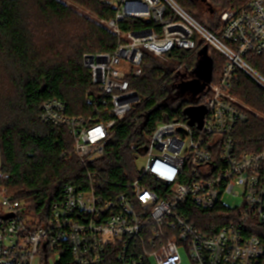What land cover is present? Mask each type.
Instances as JSON below:
<instances>
[{
    "label": "built area",
    "instance_id": "1",
    "mask_svg": "<svg viewBox=\"0 0 264 264\" xmlns=\"http://www.w3.org/2000/svg\"><path fill=\"white\" fill-rule=\"evenodd\" d=\"M9 1V0H4ZM116 16L105 25L119 39L109 53L84 54L99 92L95 115H69L59 100L45 102L42 123L68 130L74 154L83 166L102 158L116 126L129 120L143 129L136 114L144 99L131 88V78L144 73L146 53L171 65L170 54L197 51V37L225 59L220 79L209 84L203 125L185 121L159 123L147 143L133 145L141 169L117 193L102 187L104 179L88 170L85 182L66 183L45 225L27 214L26 201L0 186V264H56L68 243L75 264H104L110 252L118 264H262L264 259V147L240 153L235 131L247 122L250 108L233 93L237 72L264 90V76L245 60L264 59V0H249L218 16L209 31L174 0H117ZM125 18L157 25L139 33H123ZM170 77L179 84L193 73L175 65ZM199 106L198 104H192ZM100 115L106 118L99 121ZM101 118V117H100ZM65 156V155H63ZM71 158V156L69 157ZM1 177V175H0ZM105 183V182H104ZM240 198L239 206L224 204ZM223 206L240 215L213 235L194 221L195 211Z\"/></svg>",
    "mask_w": 264,
    "mask_h": 264
},
{
    "label": "trees",
    "instance_id": "2",
    "mask_svg": "<svg viewBox=\"0 0 264 264\" xmlns=\"http://www.w3.org/2000/svg\"><path fill=\"white\" fill-rule=\"evenodd\" d=\"M65 1L0 0V186H6L10 194L26 201L27 214L37 225L48 222L52 206L60 200L66 183H84L88 170L96 171L104 179L102 187L106 184L109 191L124 190L136 172V152L132 146L147 143L159 123L186 122V108L202 103L209 86L197 102L185 99L176 105L180 99L176 91L179 83L170 77L172 67L157 64V58L147 52L143 75L130 79L131 88L144 99L136 113L143 117L141 133L135 132L129 120L116 126L107 154L83 166L74 154L68 130L42 123L41 108L45 102L59 99L67 105L70 116H94L95 105L87 100L96 99L99 88L92 83V73L84 66V54H111L119 39L107 27L94 24ZM70 1L101 20L110 21L116 16L117 10L110 0ZM174 1L207 30L218 28V18L214 23L206 15L211 16L215 11L205 13L196 0ZM247 1L214 0L222 12ZM118 25L123 33L157 27L145 20L129 18ZM206 47L213 63L212 82H217L225 59L200 37H197V51L174 50L170 54L171 65L184 64L185 72L194 74L199 54ZM245 60L264 76L262 57L247 55ZM235 76L234 95L255 111L264 113V90L241 71ZM6 86L10 90L4 93ZM100 117L99 121L106 118ZM235 145L240 153L262 149L264 121L251 114L247 122L236 127ZM239 215L238 210L230 211L218 205L211 211H195L194 221L204 234L213 235ZM61 255L56 264H75L68 243L63 245ZM104 264H118L116 254L110 252Z\"/></svg>",
    "mask_w": 264,
    "mask_h": 264
},
{
    "label": "rangeland",
    "instance_id": "3",
    "mask_svg": "<svg viewBox=\"0 0 264 264\" xmlns=\"http://www.w3.org/2000/svg\"><path fill=\"white\" fill-rule=\"evenodd\" d=\"M110 1L113 3L114 6L117 3V0H110ZM65 2L73 10H76L80 15H83V16L87 17L94 24H97V25L102 26V27L105 26V25H102L103 20L98 18V16L93 15L91 12L85 10L83 7H80L79 5H76L75 3H73L70 0H66ZM199 3H200L199 5H201V7L204 9L205 13H209V11H215V13L213 15H211V16L208 15V14H206V15L209 16L212 20H214V23H216L218 16L222 12V8L220 10L219 6L214 2V0H201ZM209 17H206V20ZM156 63L159 64V65L166 66V67L170 66V67H172V69H174L176 67L175 65H166L167 63L164 60L159 59V58H157V62ZM5 84H8V82H5ZM9 90L10 89L6 86V88L4 90V93H7ZM9 94H10V92L7 95H9ZM181 101H183V98H180L179 101H177V103H175V104L177 105ZM240 102L245 104V105H247L250 108L249 116L251 114H254L256 117H258L259 119L264 121V113L263 112H259L257 110L255 111L253 107H251L249 104L245 103L244 101H240ZM172 107H174V106H172ZM143 164H144V159L137 160V162L135 163V165L137 166L138 169H141L143 167L142 166ZM1 166H2V158H1V153H0V167ZM240 203H241V199L240 198H232V199L227 198L226 200H224V204H226V205H228L230 207L239 206ZM184 263L187 264L188 263V259L184 258Z\"/></svg>",
    "mask_w": 264,
    "mask_h": 264
},
{
    "label": "water",
    "instance_id": "4",
    "mask_svg": "<svg viewBox=\"0 0 264 264\" xmlns=\"http://www.w3.org/2000/svg\"><path fill=\"white\" fill-rule=\"evenodd\" d=\"M208 48L206 47L203 51L200 52V59L197 62V68L194 71V74L196 75L197 78H201V80L205 81V88L207 85L212 83V69H213V63L212 60L208 57ZM200 81L196 82L195 86L191 85L194 88L199 87ZM204 88V89H205ZM203 89V88H202ZM203 89V90H204ZM200 90H196V92H192L194 96H197L200 92H203ZM207 109L203 105L199 106H189L186 108L185 113L189 119V124L191 126L198 125L201 127L203 125V118L204 115L206 114Z\"/></svg>",
    "mask_w": 264,
    "mask_h": 264
},
{
    "label": "flooded vegetation",
    "instance_id": "5",
    "mask_svg": "<svg viewBox=\"0 0 264 264\" xmlns=\"http://www.w3.org/2000/svg\"><path fill=\"white\" fill-rule=\"evenodd\" d=\"M197 2H200L201 0H196ZM198 80L200 81L199 83V87L198 88H194L191 85L196 84V82H198ZM205 88V81L201 80V78H197L195 74H193V76L191 77V79L189 80H184L182 83H180L176 89L177 93H179V97L183 98V100L186 99V101L188 102H192L195 103L198 101L199 96L201 95V92L197 95L194 96V94L192 92H196V90H200L202 91ZM190 106H193L192 104Z\"/></svg>",
    "mask_w": 264,
    "mask_h": 264
}]
</instances>
